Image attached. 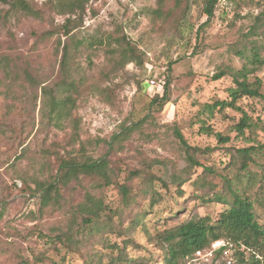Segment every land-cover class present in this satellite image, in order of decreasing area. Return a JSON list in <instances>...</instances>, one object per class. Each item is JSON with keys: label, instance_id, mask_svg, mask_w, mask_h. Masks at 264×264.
Segmentation results:
<instances>
[{"label": "rangeland", "instance_id": "1", "mask_svg": "<svg viewBox=\"0 0 264 264\" xmlns=\"http://www.w3.org/2000/svg\"><path fill=\"white\" fill-rule=\"evenodd\" d=\"M28 1L41 10L43 18L11 13L6 19H1L0 55L7 54L13 60L17 59V64L21 66V62L24 63L33 70L28 71L35 77L49 81L55 77L59 67V50L68 43L70 50H79L73 58L79 74L86 77L89 83L99 82L103 87L112 89L109 101L87 90L78 95L73 115L79 120L80 139L88 140L87 155L100 157L108 148L99 139L109 140L121 131L124 122L129 125L130 121L143 119V132L132 131L121 147L114 152L108 151L111 161L118 163L121 169L126 165L138 166L140 157L148 161L156 160L162 163L155 162L152 171L166 179L165 165L168 170L174 163L178 168L186 166L183 145L177 135L180 132L191 146L214 148L211 153L197 156L202 163L213 160L219 171L222 167L218 161L229 158L227 149L254 145L258 149L257 163L251 168L258 174L262 173L263 98L244 96L236 103L240 110L226 107L216 111L205 121L211 129L209 133L201 131L195 114L204 104L228 98L231 77L226 74L214 80L212 76L219 70L241 68L253 50L259 52L262 64L249 78L251 81L254 76L260 79L264 94V0H219L209 21H206L202 11L203 0H179L178 9L169 17L161 18L154 12L157 0H88L81 17L76 16L77 13L69 15L53 11L49 0ZM172 5V0L166 3L167 8ZM6 7L0 2V13ZM68 17L74 28L71 36L66 37L61 25ZM119 27L142 51L143 65L129 62L106 78L107 53L104 45L98 42L101 39L104 41L107 34ZM78 40L82 41V45L75 48L73 41ZM91 42L92 46L87 45ZM8 68L15 71L10 66ZM9 76H4L0 70V264H17L23 257L30 264H82L79 254L71 253L62 246L46 251L44 261H34L32 253L39 252L43 241L37 229L58 222L62 214L59 211L39 214L40 198L31 192L33 183L28 185L26 181L17 179L14 170L24 172L27 177L39 175L42 178L47 175L50 172L48 166L52 170L55 168V157L53 153L44 155L46 149L64 152L62 147L71 128L67 123L64 128L58 129L39 122L40 100L34 98L40 94V89L29 85L22 77L12 79ZM160 76L170 78L169 101L150 106L151 98L162 95L163 89L158 84L149 86L148 81ZM137 81H142L145 86L141 92ZM241 111L258 123L259 127L254 132L245 130V134L240 135L234 130V124L242 116ZM215 132L228 137V141L220 142ZM75 148H78L77 144ZM20 153L23 155L13 170L8 165ZM201 170V167H196L195 173ZM120 176L122 179L123 171ZM214 180L221 188L220 177L216 176ZM139 181L137 179L136 183ZM156 187L163 197L150 209L147 202L144 204L148 209L144 217L145 229L138 224L128 231L127 236L140 246L133 248L131 243L127 245L132 258H146L152 254L154 260H160L159 249L150 241L154 233L191 216L208 215L215 219L227 207L222 203L204 204L199 199L190 198L192 187H187L182 196L176 195L173 186L165 190L156 182ZM102 195L112 210L120 207L119 194L113 185L105 188ZM254 210L258 221L264 225V208L255 203ZM113 220L116 227L121 228L130 222L125 210ZM108 238L110 242H120L124 236L109 234ZM184 264H187L186 259Z\"/></svg>", "mask_w": 264, "mask_h": 264}, {"label": "trees", "instance_id": "2", "mask_svg": "<svg viewBox=\"0 0 264 264\" xmlns=\"http://www.w3.org/2000/svg\"><path fill=\"white\" fill-rule=\"evenodd\" d=\"M168 1L157 0V7L154 11L156 16L169 17L176 8L178 9L179 0H172L173 5L167 8ZM218 1L203 0L202 11L207 17L206 21L213 17ZM0 2L7 5L6 9L0 13V20L6 19L11 13H22L36 19L43 18L41 10L28 0H0ZM87 2L88 0H49V6L60 14L76 15L77 13L76 16L81 17L85 12ZM71 24V19L68 17L61 25L66 37L71 36L70 32L74 28ZM118 29L107 34L104 41L101 39L98 42L104 45L107 53L108 68L104 73L106 78L129 62L138 66L143 65L142 51L127 38L122 27ZM81 42L73 41L74 47L81 46ZM92 43L87 45L92 46ZM70 49L69 44L66 43L59 50L61 51L59 67L55 77L49 81L47 78L35 77L29 72L33 70L22 62L21 66L17 64L19 63L17 59L13 60L7 54L0 55V70L4 76L11 75L9 77L12 79L22 77L29 85H35L40 89V94L35 95L34 98L40 100L39 122L53 125L58 129L64 128L67 123L71 128L69 136L65 139V146L62 147L64 152L57 149L55 151L46 149L44 155L54 154L55 168L52 170L48 166L50 172L44 177L40 178L39 175L27 177L24 172L13 169L15 163L21 159L23 155L21 153L16 155L8 165L15 171L17 179L26 181L28 185L29 182L33 183L31 192L38 194L40 198L39 214H54L56 211L62 214L58 222L48 224L44 229H37V234L43 241L39 252L32 253L34 261H44L46 251L56 250L62 246L71 253L79 254L83 260L82 264H153L154 262L156 264H184L185 259L196 250L207 248L213 241L219 239L241 240L246 245L263 252L264 225L260 224L257 219L254 204L264 208V169L261 174H258L251 168L252 164L257 163L258 149L254 145L227 149L229 158L218 161L222 167L219 171L213 160L209 159L210 163H202L197 156L206 152L211 153L214 148L202 149L198 146H191L186 143L180 132H177L183 145L185 167L178 168L174 163L168 170L165 165L166 179H162L152 171L155 162H162L148 161L140 157L138 166L126 165L124 169H121L118 163L111 161L108 151L114 152L115 149L121 147L132 131L143 132V119H139L130 121L129 125L124 122L121 125V131L113 134L109 140L99 139L108 148L103 155L97 158L87 155L88 140L80 139L79 120L73 115V110L77 107L78 95L83 92L82 90H87L91 94L101 96L104 101H109L108 95L112 89L103 87L99 82L89 83L86 77L79 74L73 62L79 50ZM261 64L262 58L259 52L253 50L241 68L228 71L219 70L212 76V79L216 80L228 74L232 85L227 89L228 98L204 104L203 108L196 112V120L200 123L201 131L211 132L205 121L213 117L216 111H222L226 107L240 110L236 103L242 97L264 99L260 79L254 76V80L251 81L249 78V75ZM8 66L15 71H10ZM136 85L139 92L145 87L142 81H137ZM158 85L163 89L162 95L151 98L150 106L169 101L170 78L164 77V81ZM241 112L242 116L234 124V130L240 135H244L245 130L254 132L255 128L259 127L258 123L245 112ZM215 134L222 143L229 139L219 132ZM75 144L78 148H75ZM196 167H201L202 170L195 173ZM122 171L124 176L121 179ZM194 173L195 177H193ZM216 176L221 179V188L214 180ZM137 179H140L138 183H136ZM156 182L160 183L165 190L173 186L177 196H182L187 187H192L189 191L191 192L190 198L199 199L204 204L222 203L227 207L221 210L215 219L208 215L191 216L176 225L154 233L150 241L159 249L160 260L156 258L154 260L152 254L146 258H132L129 256L127 245L131 243L133 248L140 246L127 234L138 224H142L145 229L144 217L148 209L144 204L147 202L150 209L162 199L163 195L157 189ZM110 185H113L119 194L120 207L115 210L105 203L102 195L103 190ZM77 194L79 196L75 199ZM124 210L128 213L130 222L126 227H116L114 216L121 215ZM109 234L124 236V238L120 242L117 240L110 242ZM104 249H110V251L106 252ZM17 264H30V262L23 257Z\"/></svg>", "mask_w": 264, "mask_h": 264}, {"label": "built area", "instance_id": "3", "mask_svg": "<svg viewBox=\"0 0 264 264\" xmlns=\"http://www.w3.org/2000/svg\"><path fill=\"white\" fill-rule=\"evenodd\" d=\"M163 81L164 76H160L148 82L155 85ZM186 260L187 264H264V251H257L241 240L219 239L207 248L196 250Z\"/></svg>", "mask_w": 264, "mask_h": 264}]
</instances>
